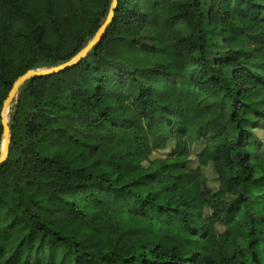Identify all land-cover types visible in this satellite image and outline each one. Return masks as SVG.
<instances>
[{
    "label": "trees",
    "instance_id": "trees-1",
    "mask_svg": "<svg viewBox=\"0 0 264 264\" xmlns=\"http://www.w3.org/2000/svg\"><path fill=\"white\" fill-rule=\"evenodd\" d=\"M110 2L0 0V110ZM8 124L0 264H264V0H118L80 62L23 83ZM199 140L215 191L188 168Z\"/></svg>",
    "mask_w": 264,
    "mask_h": 264
},
{
    "label": "water",
    "instance_id": "water-1",
    "mask_svg": "<svg viewBox=\"0 0 264 264\" xmlns=\"http://www.w3.org/2000/svg\"><path fill=\"white\" fill-rule=\"evenodd\" d=\"M117 1L118 0H111L107 13L100 26L97 28L93 36L86 42V44L72 57H70L68 60L62 63H59L51 67L29 69L14 80L10 90L8 91L5 99L3 100L2 107L0 110V122L2 126L1 142H0V164L4 162L7 157L8 145L10 142V129L8 124L9 119L4 120V110H6L11 106V104L13 103V101L17 96L19 88L29 78L35 76H41V75L54 74L66 70L70 67H73L78 62H80L87 55V53L93 48V46L98 44V42L101 40L104 33L106 32L107 28L112 23Z\"/></svg>",
    "mask_w": 264,
    "mask_h": 264
},
{
    "label": "rangeland",
    "instance_id": "rangeland-1",
    "mask_svg": "<svg viewBox=\"0 0 264 264\" xmlns=\"http://www.w3.org/2000/svg\"><path fill=\"white\" fill-rule=\"evenodd\" d=\"M16 100V98H15ZM15 100L11 104V106L15 103ZM11 106L9 107V115L11 113ZM225 124L229 129H232V126L230 123L225 121ZM251 133L253 135L254 141L257 143L259 150L264 153V132L261 129H253L251 130ZM204 146V143L202 140H199L193 144H190L188 147V168L189 169H196L199 168L202 175L203 185L205 188L210 189L211 191H215L218 186V180L215 174V171L213 169V166L210 162H208L206 165H199V162L197 160V155L200 153ZM174 148V141L169 140L166 146L161 149L153 150L150 154V159L155 158H162L167 156L169 153H171V150ZM147 162H143V166H146ZM210 210L208 208H204L203 215L204 217H207L210 215ZM218 231H222L223 227L220 225H217Z\"/></svg>",
    "mask_w": 264,
    "mask_h": 264
},
{
    "label": "bare ground",
    "instance_id": "bare-ground-1",
    "mask_svg": "<svg viewBox=\"0 0 264 264\" xmlns=\"http://www.w3.org/2000/svg\"><path fill=\"white\" fill-rule=\"evenodd\" d=\"M8 114H9V108H7L6 110H4V120L8 119Z\"/></svg>",
    "mask_w": 264,
    "mask_h": 264
}]
</instances>
